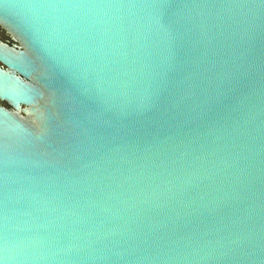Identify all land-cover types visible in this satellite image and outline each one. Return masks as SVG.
<instances>
[{
    "label": "water",
    "instance_id": "obj_1",
    "mask_svg": "<svg viewBox=\"0 0 264 264\" xmlns=\"http://www.w3.org/2000/svg\"><path fill=\"white\" fill-rule=\"evenodd\" d=\"M0 264H264V0H0Z\"/></svg>",
    "mask_w": 264,
    "mask_h": 264
}]
</instances>
